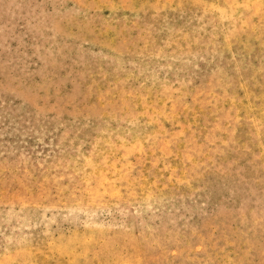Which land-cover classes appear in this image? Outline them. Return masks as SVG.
<instances>
[{"label": "rangeland", "instance_id": "rangeland-1", "mask_svg": "<svg viewBox=\"0 0 264 264\" xmlns=\"http://www.w3.org/2000/svg\"><path fill=\"white\" fill-rule=\"evenodd\" d=\"M0 264H264V0H0Z\"/></svg>", "mask_w": 264, "mask_h": 264}]
</instances>
